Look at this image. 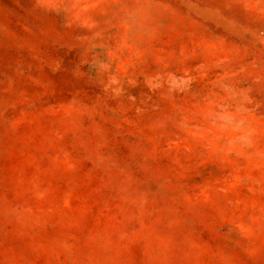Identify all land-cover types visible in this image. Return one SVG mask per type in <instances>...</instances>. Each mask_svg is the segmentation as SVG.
<instances>
[{
    "label": "rangeland",
    "instance_id": "rangeland-1",
    "mask_svg": "<svg viewBox=\"0 0 264 264\" xmlns=\"http://www.w3.org/2000/svg\"><path fill=\"white\" fill-rule=\"evenodd\" d=\"M0 264H264V0H0Z\"/></svg>",
    "mask_w": 264,
    "mask_h": 264
}]
</instances>
